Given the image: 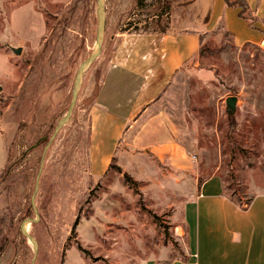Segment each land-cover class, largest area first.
Instances as JSON below:
<instances>
[{
	"label": "rangeland",
	"instance_id": "1",
	"mask_svg": "<svg viewBox=\"0 0 264 264\" xmlns=\"http://www.w3.org/2000/svg\"><path fill=\"white\" fill-rule=\"evenodd\" d=\"M184 3L103 0L100 53L45 150L96 44L97 3L0 0V264H168L185 257L184 207L203 180L219 177L235 202L264 193V45L218 33L149 112V131H125L98 174L110 142H91L92 170L88 108L111 37L163 27Z\"/></svg>",
	"mask_w": 264,
	"mask_h": 264
},
{
	"label": "crops",
	"instance_id": "2",
	"mask_svg": "<svg viewBox=\"0 0 264 264\" xmlns=\"http://www.w3.org/2000/svg\"><path fill=\"white\" fill-rule=\"evenodd\" d=\"M245 1L254 19L251 24L224 0H186L175 15L169 12L163 27L154 24L113 34L115 47L88 108L94 173L96 144L91 142H110L98 174L125 131L148 132L154 120L149 112L163 100L182 66L198 56L199 35L205 40L210 33L227 32L236 47L264 45V0ZM183 216L187 251L183 259L168 264H264V193L241 209L225 195L221 179L211 176L185 204Z\"/></svg>",
	"mask_w": 264,
	"mask_h": 264
},
{
	"label": "water",
	"instance_id": "3",
	"mask_svg": "<svg viewBox=\"0 0 264 264\" xmlns=\"http://www.w3.org/2000/svg\"><path fill=\"white\" fill-rule=\"evenodd\" d=\"M97 3V10H96V16H97V20H98V24H97V36H96V44L94 46L93 51L89 54V56L80 64L77 72L75 73L74 76V80H73V88L71 91V98H70V102L67 108V112L66 114L58 121V123L56 124V126L54 127V130L52 132V135L48 141V144L45 147V150L48 148L50 141L55 137L56 133L59 131V129L61 128L62 125H64V123L69 119L75 102H76V97H77V93L80 87V81L82 78V74L87 70V68L91 65V63L96 59V57L98 56V54L100 53V49H101V44H102V39H103V34H104V27H105V15H104V11H103V0H96ZM11 50L14 54H19L20 53V48H13L11 47ZM235 104H236V97L231 96V97H227L225 99V105L227 107V109L230 112H233L235 109ZM37 186V182L35 185V189ZM28 222V220L23 221L20 227V231L23 235L27 236L30 240H32V242H34L33 238L29 235L26 234V230L23 228V225Z\"/></svg>",
	"mask_w": 264,
	"mask_h": 264
},
{
	"label": "trees",
	"instance_id": "4",
	"mask_svg": "<svg viewBox=\"0 0 264 264\" xmlns=\"http://www.w3.org/2000/svg\"><path fill=\"white\" fill-rule=\"evenodd\" d=\"M224 2L226 4V6H228V7H238L240 9V11L238 13L240 18L244 19L249 24H251L253 22L254 19H253L252 15L248 9V6H247V3L245 0H224ZM224 34L226 36H229V34L227 32H225ZM203 40H204V35H199L200 44H203ZM246 45H248V44H246ZM199 52H201V50ZM223 190H224V188H223ZM252 198H253V196L248 198V200H246L245 203H241V202H239V200H237L236 203L240 206L241 209H244L246 206H248L250 204ZM230 199L234 201V199H232V198H230Z\"/></svg>",
	"mask_w": 264,
	"mask_h": 264
},
{
	"label": "bare ground",
	"instance_id": "5",
	"mask_svg": "<svg viewBox=\"0 0 264 264\" xmlns=\"http://www.w3.org/2000/svg\"><path fill=\"white\" fill-rule=\"evenodd\" d=\"M23 228L26 230V228H27V222L23 225Z\"/></svg>",
	"mask_w": 264,
	"mask_h": 264
}]
</instances>
